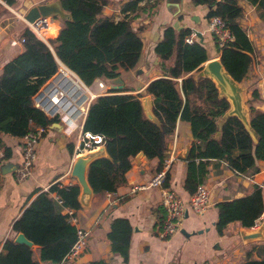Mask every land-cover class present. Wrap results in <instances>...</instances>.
<instances>
[{
  "label": "trees",
  "instance_id": "1",
  "mask_svg": "<svg viewBox=\"0 0 264 264\" xmlns=\"http://www.w3.org/2000/svg\"><path fill=\"white\" fill-rule=\"evenodd\" d=\"M140 0H128L122 11H134ZM195 4L208 5L207 17L220 16L233 38L223 46H217L219 57L237 81H241L253 61V45L240 26L242 7L239 0H192ZM264 8V0H248ZM12 4L14 0H7ZM106 0H61L62 6L71 12L72 19L63 25L48 43L29 27L21 32L23 50L7 61L0 72V133L21 137L35 126L48 127L58 120L48 116L34 105L32 96L58 70V60L72 70L86 85L97 78L112 80L120 75V69L129 70L138 62L142 39L125 16L114 19L102 15ZM189 28L175 30L164 28L161 38L154 45V52L162 60L174 56L173 65L166 76L147 83L143 92L129 93V89H109L98 94L89 103L82 125L83 131L104 136L107 156L93 159L86 171L93 192H114L125 182L131 158L142 152L148 158L159 160L161 168L167 155L165 136L175 127L178 118L189 122L194 141L187 158L184 189L192 194L207 174L208 159L224 161L233 170L253 174L259 171V161H264V111L249 106V122L256 132L255 139L236 116L228 117L218 127L217 118L229 106L219 97L215 84L208 77L195 78L194 71L208 60L205 46L196 38L186 42ZM52 35V25L47 36ZM152 96V111L158 118L155 123L144 114L140 97ZM253 96L257 95L253 91ZM220 130L218 136L215 132ZM1 142V141H0ZM2 158L11 154L2 146ZM169 172L163 183L169 187ZM79 185L51 184L40 191L13 221V237L2 244L0 264H40V261L59 263L76 239V227L68 220L64 208L78 209ZM61 200L59 202L57 198ZM216 230L222 234L229 222L239 221L243 227H251L253 220L264 211L262 189L253 190L240 197L222 200L217 204ZM132 226L127 218L112 219L107 238L112 252L127 260ZM21 232L39 248V260L33 258V248L14 241ZM264 246V244L262 245ZM87 264H107L93 260ZM241 264H264L259 258L247 256Z\"/></svg>",
  "mask_w": 264,
  "mask_h": 264
},
{
  "label": "crops",
  "instance_id": "2",
  "mask_svg": "<svg viewBox=\"0 0 264 264\" xmlns=\"http://www.w3.org/2000/svg\"><path fill=\"white\" fill-rule=\"evenodd\" d=\"M41 1L14 0L9 4L7 0H0V72L7 61L23 50L21 32L28 27L23 14L30 6ZM106 1L102 15L112 16L116 20L127 16L132 28L138 31L142 39V49L135 67L120 69L121 89L127 87L129 93L143 92L149 81L166 76L167 69L173 65L174 56L162 60L154 52V45L167 26L176 31L189 28L205 46L208 59L219 57L215 39L207 27L209 7L206 4H195L192 0H140L136 10L122 11V5L128 0ZM238 3L243 11L239 18L240 26L254 48L252 64L246 76L238 81L243 87L249 118L250 105L264 111V8L248 0H239ZM49 23H52V35L47 36L48 29L44 32L47 41L54 38L63 25L62 20L57 18H52ZM60 66L65 65L58 60ZM141 74L147 75V79L132 86V81L135 82ZM98 81H103L105 88L111 89L112 80L97 78L92 84L86 85L90 92L84 91L78 100L71 98L76 90L75 85L68 78L60 76L59 71L46 81L45 87L52 86L65 92L61 106L66 107L60 108L62 114H56L57 124L49 125L41 136L27 176L19 177L17 171L21 161L22 138L0 133V143L11 150L9 157L0 159V252L4 240L14 236L11 229L13 221L40 191L47 190L53 183H77L75 177L70 175V169L77 155V137L82 131L88 105L94 98L91 96L100 94ZM254 90L257 93L255 97L252 94ZM216 122L220 127L221 117ZM193 141L189 122L180 118L165 136L167 156L173 157L169 169V187L185 203L190 198L184 189L187 161L176 158V155ZM158 164L157 158H148L144 154L138 159L136 155L133 156L130 168L125 173V182L114 192H92L87 205L80 204L78 209H73L75 221L71 223L84 228L88 238L76 257H65L57 264H87L93 260H104L107 264H241L247 256L259 258L263 255L264 211L259 224L263 226L262 236L254 238H242V231L252 232L255 229L243 227L239 221L229 222L222 234L217 232L215 223L218 215L216 204L219 201L244 196L253 190L254 185L264 186V161H259L258 172L244 174L236 172L220 159H208L207 174L202 182L210 193L208 205L202 212H197L186 204L179 229L167 237L158 234L165 218L161 189L152 186L137 188L149 182ZM66 209H63L64 213ZM115 217L127 218L132 226L125 261L112 252L107 238ZM180 229H184L185 233ZM32 248L33 258L39 260V247L32 245ZM40 264L55 263L40 261Z\"/></svg>",
  "mask_w": 264,
  "mask_h": 264
},
{
  "label": "built area",
  "instance_id": "3",
  "mask_svg": "<svg viewBox=\"0 0 264 264\" xmlns=\"http://www.w3.org/2000/svg\"><path fill=\"white\" fill-rule=\"evenodd\" d=\"M223 1V0H214ZM47 19V20H46ZM50 17H39L34 22L28 23V27L46 43H48L46 36L43 35V31L47 28ZM207 27L209 32L213 35L218 46H223L228 40H231L233 36L231 35L228 27L226 26L224 20L218 15H212L208 17ZM196 37L194 31H190L185 37L186 42H192ZM23 39L21 38V41ZM59 75L68 78L76 87L73 95H71L72 100H78L84 93V91H89V88L85 83L69 68L65 66L58 67ZM98 86L100 89V94L105 93L107 90L103 81H98ZM98 94H92L91 97H95ZM65 92L62 89L50 86L49 88L44 85L32 96L34 105L43 110L48 116H53L61 113L60 108H65L66 106H61L62 100L65 97ZM47 128L44 126H35L33 130H30L23 136L21 144V161L17 169L19 177H25L30 173L31 167L33 165L34 159L36 157V146L44 134ZM104 145V136L100 133H92L90 131H81L77 137V145L75 148L76 154H81L87 151L96 149L98 146ZM3 155V149L0 147V159ZM172 156H165L163 158L162 166L158 169L154 175L150 178L149 182L145 185H138V187L152 186L161 189V205L165 210V218L159 226L158 234L161 237H167L177 231L181 225V221L186 210V204H188L192 209L197 212H202V210L208 205L210 201V193L205 184L200 183L197 185L195 191L190 194V198L187 203H185L182 198L170 187H164L163 183L165 180L166 173L169 172L170 164L172 161ZM237 172V171H236ZM240 173V172H238ZM259 187L264 190L263 185ZM57 198V197H56ZM59 202V200L57 198ZM68 214V220L70 222L75 221V215L72 208L66 209ZM262 214L253 220L251 228L257 229L260 224ZM88 232L81 227H76V239L70 247L66 257L74 258L76 257L82 248L84 247L86 236Z\"/></svg>",
  "mask_w": 264,
  "mask_h": 264
},
{
  "label": "water",
  "instance_id": "4",
  "mask_svg": "<svg viewBox=\"0 0 264 264\" xmlns=\"http://www.w3.org/2000/svg\"><path fill=\"white\" fill-rule=\"evenodd\" d=\"M39 17H50L61 19L62 21H68L72 19L71 12L66 10L61 3V0H43L36 4L30 6L25 13L23 18L28 22H34ZM195 78L208 77L216 86L219 97H224L229 106L226 111L222 114L221 125L230 116H236L244 125L246 130L255 139L256 132L252 129L249 118H248V108H246L243 99V87L240 83L235 80L229 72L226 70L222 64L220 57L211 58L206 60L201 67L193 73ZM122 80L120 77L112 79L111 89H121ZM141 106L143 108L146 117L159 124L158 118L154 115L152 111V100L150 95H144L140 98ZM53 124H57L53 122ZM220 130L215 132L218 136ZM191 145L187 144L185 149L176 155V158L187 160ZM143 153L140 151L136 154V158L140 157ZM100 156H107L105 145H100L96 149L87 151L81 154H77L72 162L70 175L75 177L79 185L78 201L82 205H87L91 196L92 188L88 183L86 171L89 163ZM263 226H259L255 231L252 232H241L242 238H254L257 236H262ZM184 232V229H180ZM185 233V232H184ZM14 241L18 243H24L28 246H32V241L25 237L21 232H18Z\"/></svg>",
  "mask_w": 264,
  "mask_h": 264
},
{
  "label": "rangeland",
  "instance_id": "5",
  "mask_svg": "<svg viewBox=\"0 0 264 264\" xmlns=\"http://www.w3.org/2000/svg\"><path fill=\"white\" fill-rule=\"evenodd\" d=\"M124 74H126V72ZM146 79H147V75L141 74V75L138 76V78L135 80V82L132 81L131 85L132 86H136L137 83L144 82ZM14 173H16V170H14ZM263 196H264V192H263ZM87 238H88V235L86 236V240H87Z\"/></svg>",
  "mask_w": 264,
  "mask_h": 264
},
{
  "label": "bare ground",
  "instance_id": "6",
  "mask_svg": "<svg viewBox=\"0 0 264 264\" xmlns=\"http://www.w3.org/2000/svg\"><path fill=\"white\" fill-rule=\"evenodd\" d=\"M47 20V19H46ZM52 25V23H48L47 25V28L43 31V35H44V32Z\"/></svg>",
  "mask_w": 264,
  "mask_h": 264
}]
</instances>
